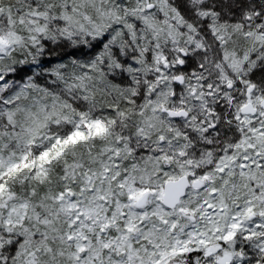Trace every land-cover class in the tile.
<instances>
[{
	"label": "snow or ice",
	"instance_id": "1",
	"mask_svg": "<svg viewBox=\"0 0 264 264\" xmlns=\"http://www.w3.org/2000/svg\"><path fill=\"white\" fill-rule=\"evenodd\" d=\"M0 264H264V0H0Z\"/></svg>",
	"mask_w": 264,
	"mask_h": 264
}]
</instances>
